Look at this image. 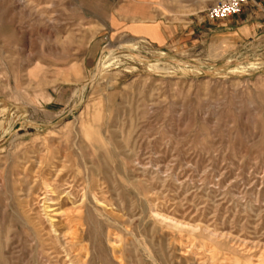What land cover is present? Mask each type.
Instances as JSON below:
<instances>
[{"label":"rangeland","instance_id":"rangeland-1","mask_svg":"<svg viewBox=\"0 0 264 264\" xmlns=\"http://www.w3.org/2000/svg\"><path fill=\"white\" fill-rule=\"evenodd\" d=\"M147 1L0 0V264H264V0Z\"/></svg>","mask_w":264,"mask_h":264},{"label":"crops","instance_id":"crops-1","mask_svg":"<svg viewBox=\"0 0 264 264\" xmlns=\"http://www.w3.org/2000/svg\"><path fill=\"white\" fill-rule=\"evenodd\" d=\"M112 21L108 24L121 27L127 33L142 37L147 41L164 45L168 42H185L190 39V23H169L154 11L147 0H115ZM95 45L90 43L87 55L95 52Z\"/></svg>","mask_w":264,"mask_h":264},{"label":"built area","instance_id":"built-area-1","mask_svg":"<svg viewBox=\"0 0 264 264\" xmlns=\"http://www.w3.org/2000/svg\"><path fill=\"white\" fill-rule=\"evenodd\" d=\"M248 0H212L205 9L209 20H222L238 15Z\"/></svg>","mask_w":264,"mask_h":264},{"label":"bare ground","instance_id":"bare-ground-1","mask_svg":"<svg viewBox=\"0 0 264 264\" xmlns=\"http://www.w3.org/2000/svg\"><path fill=\"white\" fill-rule=\"evenodd\" d=\"M158 67H159V66H158ZM158 67H157V68H158ZM102 68H103V67H102ZM155 68H156V67H155ZM157 68H156V69H157ZM98 70H99V71H103V70H104V68H103V69H98ZM98 70H97V72H98ZM96 77H97V76H96ZM86 130H87V131H90L91 129H90L89 127H87V129H86Z\"/></svg>","mask_w":264,"mask_h":264}]
</instances>
